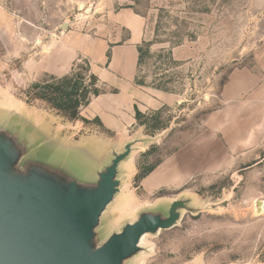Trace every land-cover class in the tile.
<instances>
[{"label":"rangeland","instance_id":"1","mask_svg":"<svg viewBox=\"0 0 264 264\" xmlns=\"http://www.w3.org/2000/svg\"><path fill=\"white\" fill-rule=\"evenodd\" d=\"M72 73L173 102L135 103L117 135L22 99ZM118 157L84 259L160 217L120 264H264V0H0V184L28 180L56 209L97 196Z\"/></svg>","mask_w":264,"mask_h":264},{"label":"water","instance_id":"2","mask_svg":"<svg viewBox=\"0 0 264 264\" xmlns=\"http://www.w3.org/2000/svg\"><path fill=\"white\" fill-rule=\"evenodd\" d=\"M118 163L119 157L102 175L97 196L74 201L71 194L56 209L27 192L28 180L22 186L19 177L0 184V264H120L149 232L165 229L160 217L146 219L84 259L91 228L116 192L112 179ZM10 164L0 165L1 173Z\"/></svg>","mask_w":264,"mask_h":264},{"label":"crops","instance_id":"3","mask_svg":"<svg viewBox=\"0 0 264 264\" xmlns=\"http://www.w3.org/2000/svg\"><path fill=\"white\" fill-rule=\"evenodd\" d=\"M54 74H57L54 72ZM133 76V74H132ZM127 79L120 78L114 73H106L104 80L118 90L116 95H101L90 102L85 113L80 114L89 121L99 119L103 127L114 134H120L122 130H118V124L126 121L125 115H131L130 119L134 121V104H138L140 110L158 109L164 104H172L173 98L162 91H151L155 98L148 97L139 89L129 83ZM129 115V116H130ZM82 122V121H81ZM81 122H75L81 124ZM119 122V123H118ZM120 129V128H119ZM122 133V132H121Z\"/></svg>","mask_w":264,"mask_h":264},{"label":"trees","instance_id":"4","mask_svg":"<svg viewBox=\"0 0 264 264\" xmlns=\"http://www.w3.org/2000/svg\"><path fill=\"white\" fill-rule=\"evenodd\" d=\"M81 76L72 73L61 79L52 78L50 81L33 84L27 91L23 92L24 97L22 99L29 106H34L38 100L44 101L52 110L67 118L71 123L82 121L86 124L90 122L102 124L99 119L89 121L80 117V108L88 105L92 97H98L103 93L97 87L99 82L97 76L90 74V83L87 85H83V83L81 85L77 80V77L83 79ZM135 114L138 121L142 113L136 108Z\"/></svg>","mask_w":264,"mask_h":264},{"label":"bare ground","instance_id":"5","mask_svg":"<svg viewBox=\"0 0 264 264\" xmlns=\"http://www.w3.org/2000/svg\"><path fill=\"white\" fill-rule=\"evenodd\" d=\"M264 207V206H263ZM261 214H262V212H261ZM145 237V236H144ZM144 237L141 239L142 241L144 240Z\"/></svg>","mask_w":264,"mask_h":264}]
</instances>
